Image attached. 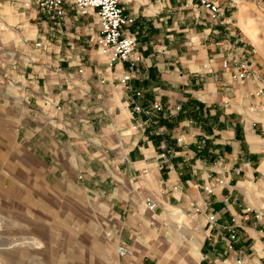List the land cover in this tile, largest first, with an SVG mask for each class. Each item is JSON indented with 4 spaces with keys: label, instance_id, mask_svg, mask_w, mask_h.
Masks as SVG:
<instances>
[{
    "label": "rangeland",
    "instance_id": "1",
    "mask_svg": "<svg viewBox=\"0 0 264 264\" xmlns=\"http://www.w3.org/2000/svg\"><path fill=\"white\" fill-rule=\"evenodd\" d=\"M229 2L264 74V0H222ZM95 26L93 16L68 9L60 30H45L20 0H0V264H207L201 214L160 195L151 173L130 179L119 163L138 132L95 52ZM252 175L247 189L230 184L264 214V173ZM147 194L153 209L142 203ZM116 239L129 255L115 256ZM214 264L246 263L233 256Z\"/></svg>",
    "mask_w": 264,
    "mask_h": 264
},
{
    "label": "crops",
    "instance_id": "2",
    "mask_svg": "<svg viewBox=\"0 0 264 264\" xmlns=\"http://www.w3.org/2000/svg\"><path fill=\"white\" fill-rule=\"evenodd\" d=\"M122 4L126 12L135 15L130 28L137 30L136 48L142 55L138 63L141 73L131 80L133 86L140 88L146 99L156 94L162 101L182 103L183 109L170 118L159 120L165 126L163 136L137 133L119 163L130 179L151 173L160 195L168 201L169 197L176 199L171 195V186H181L177 200L184 205L201 197L194 183L210 176L225 175L227 183L222 188L216 187L209 195L217 222L224 224L243 203L242 197L235 196L234 186L230 183L237 182L247 189L254 170L264 173V156L261 155L264 153V109L263 112L246 109L249 101H259L262 97H252L248 93V83H227L228 89L221 88L219 83L224 78L218 72L202 71L203 61L213 51L209 43L212 34H207L208 22L195 20L190 0H123ZM240 22L244 30L249 27L244 19L241 18ZM40 37L44 38L43 35ZM122 67V64H116L105 72L115 79V73ZM111 86L105 85L107 89ZM225 96L229 99L223 106L220 100ZM110 100L115 103L114 95ZM188 118L195 122H188ZM176 136L182 141L176 142ZM162 138L176 152L169 157L170 166L163 163L158 167L161 160L156 153ZM199 139L203 144L196 149L195 141ZM218 155L222 157L223 168L214 162ZM241 158L249 162H242ZM259 159L257 166L251 168ZM231 166L235 170L228 169L226 175L224 169ZM238 176L246 178L239 180ZM224 196H228L229 201L224 202ZM255 228L251 218L245 221L237 228L231 248H226L223 240L212 247L202 244L200 259L214 264L234 256L241 257L244 263L264 264V236ZM223 254L226 257L223 258Z\"/></svg>",
    "mask_w": 264,
    "mask_h": 264
},
{
    "label": "built area",
    "instance_id": "3",
    "mask_svg": "<svg viewBox=\"0 0 264 264\" xmlns=\"http://www.w3.org/2000/svg\"><path fill=\"white\" fill-rule=\"evenodd\" d=\"M123 0H20L21 7L33 10L34 14L41 17V23L45 30H60L64 23L66 10L71 9L75 18L91 15L95 19V31L92 41L95 44V52L100 61L107 68L122 64L123 67L114 77L123 90V102L128 110V120L131 128L138 133L157 134L163 136L165 126L159 122L182 111V103L162 101L158 95L146 99L140 88L133 86L131 80L141 73L138 63L142 60L140 51L136 48L137 30L131 29L135 15L126 12L122 4ZM259 1V0H258ZM233 5L222 3V0H190V8L198 23L207 24V34H212L209 43L213 51L208 54L202 63L201 69L206 73L218 72L221 80L219 86L228 89L227 83L237 85L249 84L248 93L253 97H259L264 92V74L253 59L255 49L248 46L242 39L240 31L234 27ZM35 41L37 46L43 45V39ZM229 97H222L220 103L225 106ZM248 111L258 109V102H248ZM188 122L194 123L192 118ZM254 122H252L253 124ZM264 136V134H263ZM176 142H181L180 136L175 137ZM203 140L195 141L196 149L202 147ZM159 151L156 153L161 160L158 167L164 164L170 166L168 160L170 155L176 151L167 146L162 138L158 144ZM242 162L248 163V159L241 158ZM214 162L223 168L222 157L217 156ZM228 169H224L226 175ZM227 179L225 175L210 176L207 180L194 183V187L201 195L200 200L191 201L193 213L201 214L206 228L204 230L202 244L206 243L212 247L217 241H225L226 248L232 247V241L236 237L237 228L248 219H252L255 229L264 236V214L258 208L243 202L239 210L231 213L228 222L220 224L217 222L216 211L210 206L209 195L216 187L222 188ZM181 186L173 184L171 195L176 199L179 197ZM224 202L229 201L228 196L223 197ZM156 200L151 195L143 196L144 207L153 209ZM108 233V232H106ZM264 248V247H263ZM115 256L123 258L129 255L132 248L121 239L114 243ZM264 259V249L262 253ZM242 260V258H241ZM238 261V257H236ZM248 264V263H246Z\"/></svg>",
    "mask_w": 264,
    "mask_h": 264
},
{
    "label": "bare ground",
    "instance_id": "4",
    "mask_svg": "<svg viewBox=\"0 0 264 264\" xmlns=\"http://www.w3.org/2000/svg\"><path fill=\"white\" fill-rule=\"evenodd\" d=\"M245 26V25H244ZM250 27H245V31L247 32V33H249L250 35H252V33H251V30L249 29Z\"/></svg>",
    "mask_w": 264,
    "mask_h": 264
}]
</instances>
